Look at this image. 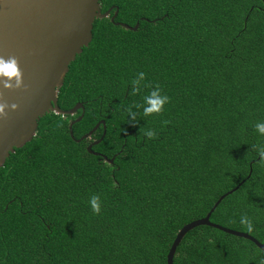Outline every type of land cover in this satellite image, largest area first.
I'll use <instances>...</instances> for the list:
<instances>
[{
	"label": "trees",
	"instance_id": "1",
	"mask_svg": "<svg viewBox=\"0 0 264 264\" xmlns=\"http://www.w3.org/2000/svg\"><path fill=\"white\" fill-rule=\"evenodd\" d=\"M97 2L100 13L111 9L93 19L90 40L68 63L55 96L60 110L81 104L73 139L67 123L79 109L45 113L0 166V264H165L178 228L236 184L208 221L264 242V167L252 147L264 145L254 129L264 122V0ZM140 72L149 87L131 95ZM156 85L170 102L147 117L133 108V123L127 107L142 104ZM99 120L94 155L85 146L99 138L100 124L74 139ZM94 194L99 215L89 204ZM243 215L253 232L240 224ZM261 258L250 241L198 225L181 237L171 263Z\"/></svg>",
	"mask_w": 264,
	"mask_h": 264
},
{
	"label": "water",
	"instance_id": "2",
	"mask_svg": "<svg viewBox=\"0 0 264 264\" xmlns=\"http://www.w3.org/2000/svg\"><path fill=\"white\" fill-rule=\"evenodd\" d=\"M110 9L108 7L100 13L97 0H0V56H15L18 59L23 82L27 86V91H6L0 88L4 101L19 105L16 112H9L7 120H0V166L13 148L22 146L33 136L36 120L45 113L72 115L79 109L80 113L67 123L68 136L73 139L70 126L80 119L81 104L74 103L66 110L58 109L55 105L56 91L62 83L68 63L89 42L93 19L106 17ZM115 13L116 8L108 17L109 21H112ZM112 23L128 30L136 27V22L132 26ZM99 124L102 130L99 138L85 146V150L94 155L97 153L90 151L89 147L96 144L103 134L102 120L95 122L88 131L74 139L78 142L87 138ZM106 161L109 163L111 158ZM236 186L238 184L219 195L202 217L178 228L166 251L165 264H172L174 248L184 233L198 225L246 239L264 252V242H257L244 232L208 221L213 207Z\"/></svg>",
	"mask_w": 264,
	"mask_h": 264
},
{
	"label": "clouds",
	"instance_id": "3",
	"mask_svg": "<svg viewBox=\"0 0 264 264\" xmlns=\"http://www.w3.org/2000/svg\"><path fill=\"white\" fill-rule=\"evenodd\" d=\"M145 80V73L140 72L137 74L136 78L130 83L132 85L131 95H137L141 92L142 87L147 88L149 85L143 84ZM0 88L6 91H17L24 90L27 91V86L23 82V72L19 67V61L15 56H9L7 58L0 56ZM170 102V98L167 95H162L160 86L156 85L155 88L143 97V103H137L134 105H129L126 109L127 117L131 118V121L136 122L137 112L133 111L135 109H143L144 116L159 115L163 112L165 104ZM19 109V105L16 103L9 104L2 98V93H0V120H7L9 117V112H16ZM170 121H163V124L167 125ZM58 127L60 125H57ZM256 133L261 137H264V122H257L254 125ZM139 133L148 139H157V133L153 130L140 129ZM253 150L256 151L259 157L258 165L264 167V145H253ZM89 204L91 211L94 215H99L101 213V201L98 195H92L89 199ZM240 224L244 226L247 232L251 233L254 230V226L251 218L247 215H243L240 218ZM258 264H264V258L258 261Z\"/></svg>",
	"mask_w": 264,
	"mask_h": 264
},
{
	"label": "flooded vegetation",
	"instance_id": "4",
	"mask_svg": "<svg viewBox=\"0 0 264 264\" xmlns=\"http://www.w3.org/2000/svg\"><path fill=\"white\" fill-rule=\"evenodd\" d=\"M94 141V140H93Z\"/></svg>",
	"mask_w": 264,
	"mask_h": 264
}]
</instances>
